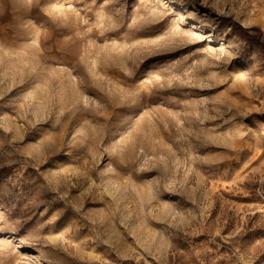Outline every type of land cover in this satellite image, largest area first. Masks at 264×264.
Listing matches in <instances>:
<instances>
[{"label":"rangeland","instance_id":"1","mask_svg":"<svg viewBox=\"0 0 264 264\" xmlns=\"http://www.w3.org/2000/svg\"><path fill=\"white\" fill-rule=\"evenodd\" d=\"M0 264H264V0H0Z\"/></svg>","mask_w":264,"mask_h":264}]
</instances>
